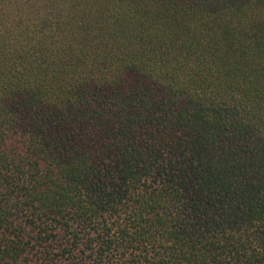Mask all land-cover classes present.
Returning <instances> with one entry per match:
<instances>
[{
	"label": "trees",
	"instance_id": "1",
	"mask_svg": "<svg viewBox=\"0 0 264 264\" xmlns=\"http://www.w3.org/2000/svg\"><path fill=\"white\" fill-rule=\"evenodd\" d=\"M0 264H264V0H0Z\"/></svg>",
	"mask_w": 264,
	"mask_h": 264
}]
</instances>
